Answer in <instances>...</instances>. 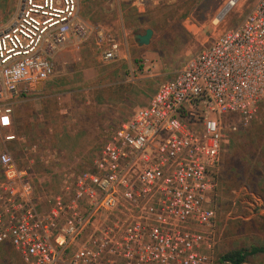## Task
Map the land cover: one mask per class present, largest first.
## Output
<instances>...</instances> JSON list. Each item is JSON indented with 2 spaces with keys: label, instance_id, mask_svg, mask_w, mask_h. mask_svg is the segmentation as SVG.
<instances>
[{
  "label": "built area",
  "instance_id": "2783aa9c",
  "mask_svg": "<svg viewBox=\"0 0 264 264\" xmlns=\"http://www.w3.org/2000/svg\"><path fill=\"white\" fill-rule=\"evenodd\" d=\"M92 32L79 0H20L0 28V247L24 264H213L220 155L264 101V0L161 83L90 167L63 170L46 192L40 176L61 154L10 132L13 105L40 94L57 56ZM235 195L245 206V187Z\"/></svg>",
  "mask_w": 264,
  "mask_h": 264
},
{
  "label": "rangeland",
  "instance_id": "374dc122",
  "mask_svg": "<svg viewBox=\"0 0 264 264\" xmlns=\"http://www.w3.org/2000/svg\"><path fill=\"white\" fill-rule=\"evenodd\" d=\"M230 1L88 0L89 21L80 17L92 26L90 37L57 56L55 77L43 85L44 93L13 105L15 132L61 154L60 167L40 176L44 191L56 189L63 170L90 167L107 135L134 109L147 105L140 102L149 103L161 83L222 31L238 26L258 0H238L220 19ZM19 2L0 0V28L15 15ZM87 5L82 4L83 9ZM148 29L154 32L151 44L139 47L134 36ZM112 40L119 45L118 56L107 62L103 52ZM60 56L65 57L63 63ZM11 148L20 160L22 148ZM216 174L219 238L213 264L227 252L264 247V101L255 119L231 135ZM243 187L245 206L235 205V193ZM253 194L262 200V208L250 206ZM0 264L24 263L7 245L0 247ZM248 264H264V253L251 256Z\"/></svg>",
  "mask_w": 264,
  "mask_h": 264
},
{
  "label": "trees",
  "instance_id": "16d2710c",
  "mask_svg": "<svg viewBox=\"0 0 264 264\" xmlns=\"http://www.w3.org/2000/svg\"><path fill=\"white\" fill-rule=\"evenodd\" d=\"M258 253H264V249L253 248L251 251L236 249L222 255L219 264H248L249 258Z\"/></svg>",
  "mask_w": 264,
  "mask_h": 264
},
{
  "label": "crops",
  "instance_id": "0c3cea01",
  "mask_svg": "<svg viewBox=\"0 0 264 264\" xmlns=\"http://www.w3.org/2000/svg\"><path fill=\"white\" fill-rule=\"evenodd\" d=\"M88 3V5H87V7L88 8H86V9H83V7H82V4H84V3ZM90 2V1H89ZM89 2H88V0H82V1H79V6H80V16L83 18V19H86L87 21H89V18H88V12H89V10L92 8L91 7V5L92 4H89ZM91 3V2H90ZM145 34V33H144ZM137 35V34H136ZM142 35V34H141ZM194 56V55H193ZM64 58L65 57H62V56H60L59 57V59L58 60H61L62 61V63L64 62ZM176 73V72H175ZM173 77V76H172ZM45 86V85H44ZM44 86L42 87H40V93H44V90H45V88H44ZM105 86H111V84H109V85H105ZM44 88V89H43ZM98 88H105L104 86H102V87H94V89H98ZM39 99H41V97H39ZM38 100V99H37ZM35 101H36V99H35ZM140 104H148V100H145V101H142V102H140ZM133 105V104H132ZM16 131V129H13V130H11L10 132H15ZM9 146H14V145H9ZM9 246V245H8ZM260 249H264V247H260Z\"/></svg>",
  "mask_w": 264,
  "mask_h": 264
},
{
  "label": "water",
  "instance_id": "95a60500",
  "mask_svg": "<svg viewBox=\"0 0 264 264\" xmlns=\"http://www.w3.org/2000/svg\"><path fill=\"white\" fill-rule=\"evenodd\" d=\"M153 30H146L145 34H137L134 36L135 42L139 47H147L151 44L153 38Z\"/></svg>",
  "mask_w": 264,
  "mask_h": 264
},
{
  "label": "bare ground",
  "instance_id": "6f19581e",
  "mask_svg": "<svg viewBox=\"0 0 264 264\" xmlns=\"http://www.w3.org/2000/svg\"><path fill=\"white\" fill-rule=\"evenodd\" d=\"M237 0H231L227 6L223 9V11L221 12V14L219 15V18L222 19L227 13L228 11L231 9V7L235 4Z\"/></svg>",
  "mask_w": 264,
  "mask_h": 264
}]
</instances>
